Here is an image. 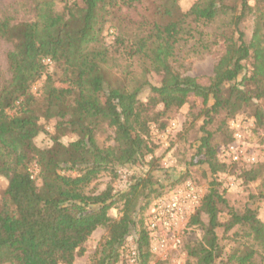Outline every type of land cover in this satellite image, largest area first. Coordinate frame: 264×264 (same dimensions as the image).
I'll return each mask as SVG.
<instances>
[{
  "label": "trees",
  "instance_id": "1",
  "mask_svg": "<svg viewBox=\"0 0 264 264\" xmlns=\"http://www.w3.org/2000/svg\"><path fill=\"white\" fill-rule=\"evenodd\" d=\"M30 1L33 16L20 21L0 9V39L10 43L0 68V264H74L99 227L91 264H117L128 237L133 264H166L150 250L145 216L181 179H169L150 128L164 129L190 95L203 107L188 165H205L210 180L190 219L201 235L187 243L184 233V264H264V220L248 206L236 211L220 191L219 174L240 161L221 160L215 139L233 141L230 121L244 108L252 130L264 131V0H195L186 10L179 0H23L24 8ZM145 1L150 15L129 12ZM189 43L193 55L219 47L208 84L185 73ZM65 115L68 132L36 146L40 119ZM107 132L109 143L99 139ZM67 134L74 139L63 143ZM141 164L144 173L122 188L90 187ZM249 165L241 177L259 180L264 200V163Z\"/></svg>",
  "mask_w": 264,
  "mask_h": 264
},
{
  "label": "rangeland",
  "instance_id": "2",
  "mask_svg": "<svg viewBox=\"0 0 264 264\" xmlns=\"http://www.w3.org/2000/svg\"><path fill=\"white\" fill-rule=\"evenodd\" d=\"M194 1L195 0H179V4L182 10H186ZM22 2L23 0H0V9L9 10L10 12L14 13L16 16V21L31 18L34 13L33 10H29L32 6V2L30 1V3H26V6L28 8H24ZM28 5H30V7ZM60 7L61 5H58L57 9H60ZM151 8L152 6L148 4L147 1H145L143 4L137 6L136 13L135 11L129 12L135 14V17H139L140 13L150 15L149 10ZM251 24L252 21L250 18H248L242 25L247 36L250 34ZM111 39L112 37H108V42ZM190 45L191 43H189L183 50L186 52ZM8 48H10V43L0 39V68L2 69V71H5L6 69L5 51ZM186 53L188 54L191 64L185 73L194 76L201 84H208L210 76L212 75L215 56L217 55V53H219V47L215 46L211 52H204L199 55H193L191 51ZM39 85L40 82L35 84L32 87V90L36 91ZM37 93H39V91ZM146 95L147 90L143 91L140 94V98L145 99ZM202 107L203 105L201 99L199 97L190 95L189 102L184 105L179 111H177L175 115L167 120V126L164 129L158 130L154 124H151L150 140L154 141L157 146L155 148L156 155H161V165H163L164 167H169V179L180 178L181 180L175 185L181 183L186 179L194 181L201 188L203 197V195L207 191L208 181L210 180V177L206 170L207 167L205 165L199 164L188 165L190 158L195 153V145L197 144H195V141L197 140L200 133L202 117L197 115H200ZM67 119V115L61 116L57 119L41 118L39 122L45 132H42L34 139L35 145L38 147L46 146L50 143V135L54 134L55 136H62L63 134L68 132L69 126L67 123ZM234 119H238L241 123L243 142L245 144L247 153H253L255 155L256 161H254V164L264 163V131L260 130L255 132L254 130H252V119L248 117V108L246 110L245 108L241 110L234 117ZM215 124L217 125V121L213 122V124L209 126V129H214L216 127ZM108 134L109 132L100 134L99 139H101V141H106V143H109V139L107 137ZM218 136L219 135L215 136V139L218 143V157L221 160L228 162V159L223 155L222 151L225 144L220 139L221 137L219 138ZM73 139L74 136L72 134H67L61 138L63 143H68ZM147 158H149V155L147 156ZM249 164L251 163H244L243 161H240V163H237V165L230 164L232 165L229 167L230 171L226 173H220L218 176V180L221 181L219 189L220 191H223L224 197L227 199L229 205L232 206L236 211L242 212L243 209L248 206L252 209H255L258 216L262 220H264V200L257 196L260 191L259 180L253 182H244L241 177L242 169L248 168L250 166ZM144 166V164H141L136 165L133 168H121L125 170V172L122 174L118 172L119 174L113 178L109 174H102L90 185V187L96 185L95 192L104 189L107 184H110L115 189L122 188L125 185L128 176L134 173L143 174V169H145ZM155 174L158 176L157 178L160 179L162 183H164L165 176L163 172L161 170H157ZM6 184L7 180L0 175V202ZM218 207L222 213H225L227 211V209L221 204H218ZM111 214L113 216H116L117 210L112 209ZM202 220L207 221V218L204 214H202ZM187 231L185 234L190 236V238L186 240L187 243L192 242L194 239L201 235V229L196 226L194 228L191 225V227ZM103 235L104 229L101 227L97 228L86 242L84 254L81 256H77L74 264H91L92 254L97 246L98 241ZM218 235H221L220 229H218ZM133 248V239L132 237H128L124 245V249H122L121 252V259L119 260V262H117V264H133ZM184 253L185 260V250ZM166 264H173V262L170 258H167Z\"/></svg>",
  "mask_w": 264,
  "mask_h": 264
},
{
  "label": "built area",
  "instance_id": "3",
  "mask_svg": "<svg viewBox=\"0 0 264 264\" xmlns=\"http://www.w3.org/2000/svg\"><path fill=\"white\" fill-rule=\"evenodd\" d=\"M233 141L223 148V155L231 161L252 163L253 153H247L243 142L241 123L230 121ZM34 177L37 170L31 168ZM119 173L125 170L120 169ZM202 200L201 188L192 180L186 179L164 194L156 197L145 216V225L150 238L151 252L161 260L171 259L173 264H184L183 237L191 227V216L199 208Z\"/></svg>",
  "mask_w": 264,
  "mask_h": 264
}]
</instances>
